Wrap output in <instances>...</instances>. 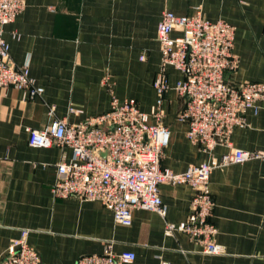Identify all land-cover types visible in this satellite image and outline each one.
<instances>
[{
    "label": "crops",
    "instance_id": "0c3cea01",
    "mask_svg": "<svg viewBox=\"0 0 264 264\" xmlns=\"http://www.w3.org/2000/svg\"><path fill=\"white\" fill-rule=\"evenodd\" d=\"M23 1L24 11L4 27L3 36L13 63L28 67L42 93L29 98L13 88L0 90V258L26 231L27 244L45 264H75L82 256L102 253L106 242L113 243L115 254L132 252L130 264H264V160L212 171L211 221L223 254L205 255L184 233L165 232L166 223L178 225L188 217L193 196L188 185L159 187L165 217L138 209L131 225L122 226L98 202L53 196L54 166L71 158L70 149L28 145V131L42 130L52 119L77 124L106 113L110 91L152 113L160 65L156 27L163 12L200 13L207 21L232 25L238 68L228 79L264 82V0ZM167 76L161 110L169 143L161 166L182 173L190 165L219 160L225 147L210 157L186 138L187 126L177 120L185 98L174 90L182 75L169 67ZM49 107H54L52 118ZM245 119L246 125L231 133V146L264 151V103Z\"/></svg>",
    "mask_w": 264,
    "mask_h": 264
},
{
    "label": "built area",
    "instance_id": "2783aa9c",
    "mask_svg": "<svg viewBox=\"0 0 264 264\" xmlns=\"http://www.w3.org/2000/svg\"><path fill=\"white\" fill-rule=\"evenodd\" d=\"M24 8L23 0H0V90L13 88L32 98L40 96L42 89L34 86L26 65L13 63L3 36L4 27ZM174 32L179 36L172 37ZM234 38L235 28L222 20L210 22L200 13L185 17L163 12L156 27L160 65L153 82L157 100L152 113L141 112L133 99L120 100L110 91L106 113L77 124L52 119L42 130L28 131L32 148L71 150L69 160L63 157L54 166L53 196L98 202L111 211L116 224L129 226L133 211L138 209L165 217L159 187L186 184L193 191L188 217L178 225L166 223L165 232L184 233L202 254H223L211 221L210 175L218 167L264 160V151L235 149L230 142L233 130L246 125L245 114L256 112L258 104L264 103V82L234 83L228 79L238 68ZM169 67L182 75L174 90L185 98L177 120L186 124L188 141L210 157L217 147L227 149L219 160L190 165L182 173L161 166L169 143L161 110L169 90ZM53 113L54 107H49V117ZM26 234L22 231L21 237L9 244L0 264H45L27 244ZM134 260L132 252L115 254L113 243L106 242L102 253L82 256L75 264H130Z\"/></svg>",
    "mask_w": 264,
    "mask_h": 264
}]
</instances>
